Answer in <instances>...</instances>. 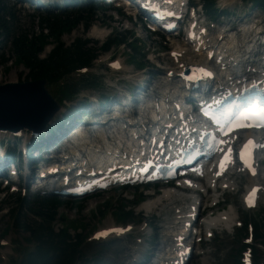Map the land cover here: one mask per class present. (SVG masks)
Instances as JSON below:
<instances>
[{"label": "rangeland", "instance_id": "374dc122", "mask_svg": "<svg viewBox=\"0 0 264 264\" xmlns=\"http://www.w3.org/2000/svg\"><path fill=\"white\" fill-rule=\"evenodd\" d=\"M53 1V5L47 4V5H36L35 3H30L28 1L24 0H4V2L11 6L14 11V25L18 27L19 29L26 30L27 32H38L40 30V24L43 23L41 20V16H44V14L41 13L42 8L45 6L49 9L54 11V14L57 12L58 7H62L63 9H68L70 5L76 3V0H51ZM79 1V0H78ZM100 5L103 7L107 6V3L110 2V0H98ZM101 1V2H100ZM111 6L114 7V3H111ZM97 15L95 16L96 19L93 21V25L96 26H105L107 31H114L117 29L118 31H134V34L136 37H138L143 44L145 45L143 50L146 53V58H150L151 53L154 54V56L159 55L163 61H166L168 57L167 53L163 51V49H159V43L162 44V41H166L167 36L164 34L163 37L160 35H154L150 34L149 32H146L142 29L141 25L133 26L132 24L127 22L124 18H121L119 22H117V18L119 15L116 14L115 10H108V11H97ZM110 21L109 24H106L107 21ZM221 25L230 26L232 25L235 27V29L238 31L239 27H242L241 25L247 24L248 22H251L252 27L254 28L255 25L261 24V27L264 29V10L251 6V4L248 1L238 0L237 4L233 7V5H228L225 8V13L218 17L216 20ZM255 22V23H254ZM44 27V24H41ZM110 33V35H111ZM83 38V37H90L93 39V42L90 43L92 47H98L103 41L106 40L108 36L103 38L102 40L99 39V36H95L94 33H92L91 28L88 30L84 25L79 24L70 34H64L62 36V40L65 44H69L74 38ZM51 45H48L44 49V53H41L40 56L46 55ZM127 47H123V45L116 46L111 48L108 52L102 53L99 50L96 52L101 54V58H103L105 55H111L113 57H120L121 59L125 60L127 64L125 65V68L123 71L120 72L118 76H122L123 74H127V71L130 72V74L127 76L134 77L133 74H137V68L136 66L129 63L127 60L128 54H127ZM3 52V50H0V53ZM4 52L5 57H9V51L8 49H5ZM157 53V54H156ZM10 55V54H9ZM190 57V56H186ZM100 58L98 57L97 61ZM190 59H193V57H190ZM194 59H197V57H194ZM94 62L92 71L95 70V66L97 67V73H99L98 76V87L95 90H84L83 92L79 93L78 96L73 95L72 98H70V102L65 101V109L68 115L76 116L77 119L82 118H92L95 117L93 113H89L90 108L86 109L85 105L89 102H92L88 97L86 100L85 95H90L91 98L93 97H99L103 93L105 94H112L114 95L118 100H124L123 91L126 89H130L133 87V84H130L128 82L125 83H119L117 85V88H114L115 85V76L117 74L109 71L107 69V65L105 62L97 63ZM170 64V63H169ZM169 64H163L162 66L167 67ZM7 65L9 68L6 70L4 65H0V84L4 82H12V81H24L26 77V72L22 66H18L14 63V60H11V62H7ZM151 66H154L153 68L144 67V69L139 72L138 76L140 81V85L147 84L148 82L152 83L148 89V91L151 88H155L158 84V81L161 80L163 76V71L165 69L162 68H155L156 66L153 64ZM162 70V72H161ZM146 72L143 80L141 73ZM76 76L72 75L68 78V81L70 78H74ZM153 77V78H152ZM12 78V79H11ZM15 78V79H14ZM14 79V80H13ZM148 79V80H147ZM11 80V81H10ZM151 80V81H150ZM67 81V82H68ZM155 81V82H154ZM161 82H159L160 84ZM137 82L134 85V88L137 86H140ZM69 85V83L67 84ZM47 91L58 101L61 97V94H59L57 91L58 85L56 83L45 85ZM132 96L136 98H139L138 95L135 93ZM85 98V99H84ZM114 98V99H116ZM102 101V99H101ZM96 103V106H94V109H98L100 105L99 102H92ZM105 102L104 104H106ZM98 105V106H97ZM63 107V106H62ZM106 108H109V106H105ZM86 110L85 114H83V117L81 115V111ZM64 120V117L58 116V114H55L52 118L51 125H48V128L44 130V132L40 135L41 142L43 141L49 142L48 140V133H53L52 129L55 126H58L57 128L63 126L61 123V120ZM88 120V119H87ZM65 121V120H64ZM86 122V121H85ZM72 126V125H71ZM65 128L60 130V135L64 136L65 134ZM46 132V133H45ZM25 133V130H24ZM7 134V141H11L10 132H5L3 135L5 136ZM28 134V133H27ZM2 135H0L1 137ZM10 146V145H8ZM43 148H46V145L43 146ZM35 154V153H34ZM59 155V154H57ZM61 156L59 155V158ZM264 174V165H263V172L261 175ZM234 183L230 186L229 190H226L224 192L221 191H214V192H203L202 195V207L201 209L206 205H211V203L215 200H217V197L220 196L221 201L226 200L228 202L227 206L225 208H228L230 206H233L234 211L236 213V221L246 222L253 224L254 227V235L257 236V239L255 242H261V243H255L253 246H255V251L253 252V264H256L257 262V252L262 256L261 261H264V238H261L259 235L261 233L262 225H264V192L261 195L258 205L256 208L251 210L244 209L241 199L239 196V190L243 188V186L247 182L246 176H234ZM28 180V178L26 179ZM264 183V180H263ZM23 187V186H22ZM3 186L0 185V189H2ZM144 190L135 188H128V189H119L118 187H112L110 189H107L105 191H100L97 194H91V196H86L84 200H81L78 203L70 202L69 198L62 197L60 195L56 196V198H63L65 201L58 209V216L64 217L70 222L76 223V226L79 227L80 223L86 224V234L87 241L83 243L82 253L84 255L83 260L89 259L93 257V262H78L77 264H136L135 261L139 260L136 256L137 253H140V261L145 262L147 260L152 261V259H148L149 257L153 256V254H158L159 249L163 247V234L167 232V230H171L172 228L176 227L172 222V217L176 216L177 213L174 212V207L180 208V206L184 205V211L188 209L187 199L185 200H179L177 203L171 204L174 200H170L167 204L161 205L157 208L152 209L150 212L141 211L139 208V204L141 201L145 200L146 197L141 200L135 202L136 199H138L137 195L139 193L146 194L148 192H152V187H144ZM9 192H1L0 194V239H4L7 241V244L5 246H0V264H18L19 260L23 256L24 252L30 248V244H27L26 241H24V237L27 235L24 232L16 230L14 226L9 229L8 233L6 235L2 234L3 229L10 223L11 216L10 212H8L9 207L16 206L15 202V196L16 194ZM31 191V190H30ZM188 194H194V192L186 191ZM29 195V198L31 197V194ZM155 196V195H154ZM151 197V196H148ZM147 197V198H148ZM155 198V197H152ZM182 198V197H180ZM186 201V202H185ZM180 203V204H179ZM169 204V205H168ZM224 205V204H223ZM223 205L219 206L222 207ZM123 206L126 210H133L134 218L128 219L127 221H118L116 220L115 212L119 207ZM187 207V208H186ZM211 209V208H210ZM213 210L218 209V205H215L212 207ZM182 211V210H178ZM250 214V216L245 217L244 212ZM207 209H203V213H206ZM262 215V216H261ZM29 220V222L32 221H39L37 217L33 216L32 214H26L24 216ZM261 217V219H260ZM58 219L54 221L53 226L54 228H60L61 227V220L59 217ZM171 219V222H169ZM110 223L115 224H121L124 225L126 223H131L134 226V229L132 230V233L124 236L122 238L116 239L112 238L111 240H107V242L103 243V246L97 247V244H93L92 241H89L91 238L90 233L102 226L110 225ZM234 226L233 230L224 231V230H216L214 231V235L212 238L208 240H203L200 243V247L196 248L198 245L195 246L193 253L191 254V258L188 264H233L234 258L237 256L239 252V246L240 242L236 240L235 232L237 231V228ZM177 228V227H176ZM74 233V231H71ZM78 232L80 234H83L85 230L78 229ZM244 237L242 241L244 242ZM84 239V237H83ZM156 239V240H155ZM10 241V242H9ZM83 241V240H82ZM138 241H141L138 243ZM160 242V244H159ZM256 244V245H255ZM161 245V246H160ZM156 247V248H155ZM204 250L203 255H196L197 252H200V249ZM135 251V252H134ZM204 256V257H203ZM135 258V261H134ZM149 261V263H150Z\"/></svg>", "mask_w": 264, "mask_h": 264}, {"label": "trees", "instance_id": "16d2710c", "mask_svg": "<svg viewBox=\"0 0 264 264\" xmlns=\"http://www.w3.org/2000/svg\"><path fill=\"white\" fill-rule=\"evenodd\" d=\"M252 6L264 10V0H252ZM110 8V6H108ZM204 8L212 18L219 16V11L214 6V0H204ZM59 9V8H58ZM97 11H107L106 7L100 6L97 1L85 0L70 6L68 9L54 11L43 8L41 16L44 27L40 24L38 32H27L14 25V11L4 0H0V65H4L7 70V62L14 60L16 65L22 66L26 72L25 79L45 80L48 84L58 83L63 77L69 76L74 69L81 66L90 65L91 60L96 56V52L106 51L113 46L127 47L129 62L134 63L137 68L149 65L143 50V42L135 36L133 32L118 31L113 33L97 48L92 47V41L87 37L74 38L69 44L62 40L64 34H70L79 24L87 27L96 19ZM224 12V11H222ZM221 12V13H222ZM220 13V14H221ZM108 20L106 24H109ZM51 45L44 56L46 46ZM8 49L9 57H5L4 50ZM96 82L92 79L81 77L79 81H72L64 84L57 92L61 94L59 101L70 99L73 95L78 96L79 92L86 88H92ZM104 105V104H102ZM32 156V151H29ZM10 158V157H9ZM16 206L9 209L11 220L3 229L2 234L6 235L12 226L16 230L27 234L24 241L32 243L18 264H77L78 262H93V257L83 260V237L86 234V224L70 222L64 217L58 216V209L63 204L62 199L54 195L32 197L14 195ZM135 202L143 199L139 193ZM84 199H71L70 202L78 203ZM32 214L39 218V221L29 222L24 216ZM116 220L127 221L134 218L132 210H126L123 206L115 212ZM262 215H264L262 213ZM261 215V216H262ZM244 216H250L244 212ZM59 217L61 227L54 228L53 223ZM261 219V217H260ZM245 222L236 231L237 241L245 235ZM85 230L83 234L78 229ZM71 231H74L72 233ZM264 238V225H262L259 235ZM257 239V236H254ZM102 246V245H101ZM238 255L234 258V264H239Z\"/></svg>", "mask_w": 264, "mask_h": 264}, {"label": "bare ground", "instance_id": "6f19581e", "mask_svg": "<svg viewBox=\"0 0 264 264\" xmlns=\"http://www.w3.org/2000/svg\"><path fill=\"white\" fill-rule=\"evenodd\" d=\"M248 24L249 25L244 24V27H242V32L239 35L240 42L243 45V49L245 50V53L246 52L251 53V52H254V50H257V51H255V53H253L250 56L257 55L258 58H261V55H262V57H264V50L258 51V48H259L258 44H256V42H253L252 39H249V38H251V37H249L251 35V31L254 29L256 31L253 32L254 35L252 37L257 36V34H259V36L261 38L264 37V35H263L264 33H263L262 29L260 30L261 26H260V24H257L253 28L251 23H248ZM101 32L102 31H100L99 33H96V34L98 36H100ZM219 36L220 35L217 34L215 41L220 40ZM227 39H228V37H227ZM229 41H231V39L226 40V42H228L227 47H228V50L230 52L226 53L224 55L229 54L234 59H242L244 54L242 53V54L238 55L236 53L237 50L234 47H231L232 44H230ZM219 44L222 45L223 42L219 41ZM262 45L264 46V44H262ZM225 60L226 61H232L228 58H225ZM252 60H254V58L251 59V61ZM168 70H171L170 76H167V74H166ZM180 71H181V67H178V68L168 67L165 70L164 75L161 77L162 79L158 81V85L156 86L155 89H153V91L152 90L148 91V89H149L148 86H150L152 84L150 82H148V84H146L144 86L135 87L134 90L139 89L140 91H144V93H145L144 96L146 97V99H145V102L142 104L143 109L137 110L135 108H132L128 112V114L125 115L131 119L129 122L126 123V122L119 120V119L118 120L109 119L112 122L105 128V131H100V132H93L91 130L81 131V128H79V127L76 128L77 129L76 131H79V129H80V137L75 141V144L68 147L67 152L71 156H66V157H69V159L71 161H73V159H76L79 156H82V161H84V162H90L91 161L92 163H95V162H98V160L104 159L103 155H102L104 153V150L109 149L111 146H114L115 148L120 149L123 154H130V153L136 151V147H135L136 143H139V144L142 143V139H144L145 134H146L147 125H146V122L144 120L147 119L150 115V112L152 110V108H150V105H155L158 100L159 101L164 100L166 103H170V100L172 98H174L177 94L182 93L181 85H182L183 81L179 80L177 77L179 75ZM159 82H161V83L159 84ZM250 82H254V80H252ZM114 98H116V97H114ZM114 98L112 100L113 102L120 103V101H122V100H118L117 98L116 99H114ZM132 99H135V98H132ZM206 102H207V100L201 101V104H204ZM155 106H158V105H155ZM185 113H186V117H188V120H190V118H189V117H191L190 116V109L189 108L185 109ZM174 114L175 113L173 111L168 109L163 114L165 116H160V119H159L160 121L156 127V130H159L163 127L164 121L166 120V119H163V117H166V116L174 117L173 116ZM141 117H143V119H141ZM90 124H91L90 122L89 123H81V125H78V126H81L83 129H85L86 127H89ZM135 133H137L136 136H135ZM94 176H96V175H94ZM206 181L209 182V181H212V179L206 178ZM252 181H253V178L248 179V182H252ZM225 182H228V181L225 180ZM75 185H78V184L73 183V182L70 184V186H75ZM180 197H182V198H180ZM184 198H190V199L192 198L193 199V201L190 203V205L195 204L196 202L199 201V195H193V194L188 195L185 193L184 190H180V189L177 191L168 189V190H164L162 192H159L157 194V196H155V198L149 197V198L141 201L138 209L145 210L146 212H149L153 208H157L160 205L167 204L170 200L175 199L173 201V202H175L177 200H182ZM173 202L171 204H173ZM180 207H181V209H183L184 205H182ZM231 209L232 208L227 210L228 212H230V216L225 217L226 213H224L223 210H219L216 214L208 217L204 221L205 224L209 227V229H206L205 233H207V231H211V229L214 228L213 226H218V225L228 226L230 224V218L232 217V215L235 216V211L233 209L231 211ZM183 214H187V213H183L182 211H177V215L174 217V219L176 220L175 222H177L176 224H178L179 221H181L180 219H181V216ZM182 221H184V220H182ZM108 226H110V225H108ZM171 231H173V229L167 230V232H165L167 237L170 235ZM172 235L177 236L178 234L176 233V234H172ZM165 242L167 244V245L165 244L166 248L162 251V253L158 252L159 254H158V257H156V263L164 264L165 262H168V264H172L171 261L174 257V253H176V251H177V248H175L172 245L170 239L166 238ZM189 243H191V240H189L187 242V244H189ZM159 244H160V242H159ZM162 244H163V242H162ZM169 261H170V263H169ZM135 263L139 264L140 261L136 260ZM154 263L155 262H152V264H154Z\"/></svg>", "mask_w": 264, "mask_h": 264}, {"label": "water", "instance_id": "95a60500", "mask_svg": "<svg viewBox=\"0 0 264 264\" xmlns=\"http://www.w3.org/2000/svg\"><path fill=\"white\" fill-rule=\"evenodd\" d=\"M58 110L44 80L6 82L0 85V129L40 132Z\"/></svg>", "mask_w": 264, "mask_h": 264}, {"label": "snow or ice", "instance_id": "6c2138e0", "mask_svg": "<svg viewBox=\"0 0 264 264\" xmlns=\"http://www.w3.org/2000/svg\"><path fill=\"white\" fill-rule=\"evenodd\" d=\"M190 38H195L194 34H190ZM173 55H177V54L173 53ZM199 71L202 74L200 78L212 76V73L207 72L206 69L201 68L199 69ZM253 87H255V85ZM235 107L240 109L242 112V115L240 116L239 120H234V119L229 118V117L234 116V114L230 110L226 112L224 122H222L220 118L215 117V115H213V119L215 120L217 125H219L221 134H225L226 130H231L232 128L241 127V126H257V127L264 126V104H257V103L249 102V105L247 108H241V106L239 105H236ZM205 114L207 115L208 113H205ZM214 142L217 144L226 143V141L215 140V138H214ZM251 143L252 142L249 141L248 144H246L244 148L240 150L241 160H244L245 151L248 149ZM231 151L232 149L229 147L228 152L225 153L224 158L221 160V163H220L221 169H223L226 166V162L231 161V157H230ZM255 191L256 190L253 189V192Z\"/></svg>", "mask_w": 264, "mask_h": 264}]
</instances>
